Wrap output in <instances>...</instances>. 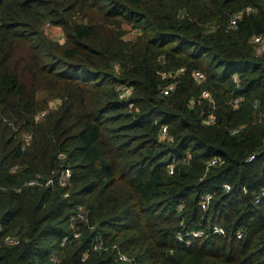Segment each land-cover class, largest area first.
Returning a JSON list of instances; mask_svg holds the SVG:
<instances>
[{"label":"trees","instance_id":"16d2710c","mask_svg":"<svg viewBox=\"0 0 264 264\" xmlns=\"http://www.w3.org/2000/svg\"><path fill=\"white\" fill-rule=\"evenodd\" d=\"M263 191L264 0H0V264H264Z\"/></svg>","mask_w":264,"mask_h":264},{"label":"built area","instance_id":"2783aa9c","mask_svg":"<svg viewBox=\"0 0 264 264\" xmlns=\"http://www.w3.org/2000/svg\"><path fill=\"white\" fill-rule=\"evenodd\" d=\"M240 18V15H237L235 17V19L232 21V25L233 27L236 25V20ZM261 37H258L256 39V42H261ZM263 49V47L259 48V51H261ZM184 70V69H182ZM195 74V78L198 80V81H202L203 78H204V74L200 71H197L194 73ZM175 88L174 85H170L166 88V90L164 91L165 94H169V92L173 91ZM133 88H124L123 86H119L118 87V91L120 93V98L121 99H124V100H128V97L129 95L132 93V90ZM242 98H237V99H234L232 104L234 107H238L239 105V102ZM214 122V118H210V119H207L204 121V124H209V123H212ZM162 137H166L167 135V128L166 127H163L162 129V133H161ZM255 159V156L252 155L247 161H252ZM217 164V159H213L209 162L208 164V167L210 166H214ZM174 172V169L173 167L170 168V173H173ZM72 177V172L70 169H66L64 173H62L60 175V178L58 180H54V179H50V178H45L44 176H40L38 177L37 179H34V180H31L30 182H28L29 185H44V186H52L53 188H57V186L59 187H65L66 185L69 184L68 180ZM224 190L226 192H229L231 191V185L230 184H224ZM247 193V188H243V194H246ZM264 195V191L262 192V195L260 197L257 198L256 202L259 203L260 202V199L261 197ZM213 193L211 192H207L204 196H203V199H202V202L200 204L201 206V209L203 211H207L209 209V206L213 200ZM78 217L80 219H84V214L82 213V211L79 209V213H78ZM215 233H224L223 229L222 228H215L214 230ZM203 235L202 232H198V233H194V236L196 237H199ZM75 237L78 238L79 237V233H76L75 234ZM180 239L182 240V237H180ZM67 240V238L65 239ZM7 242L10 243V244H18L19 243V240L16 239V238H8L7 239ZM101 246L99 244H96L94 249L97 250L99 249ZM122 260H128L125 256H122L121 257Z\"/></svg>","mask_w":264,"mask_h":264},{"label":"rangeland","instance_id":"374dc122","mask_svg":"<svg viewBox=\"0 0 264 264\" xmlns=\"http://www.w3.org/2000/svg\"><path fill=\"white\" fill-rule=\"evenodd\" d=\"M46 33L47 35L52 38L55 41H58L59 43H64V34L63 31L60 28L57 27H50L49 25L46 27ZM134 35V31L130 33L129 37H132ZM43 96V95H41ZM57 105L56 102H51L49 107H55Z\"/></svg>","mask_w":264,"mask_h":264}]
</instances>
